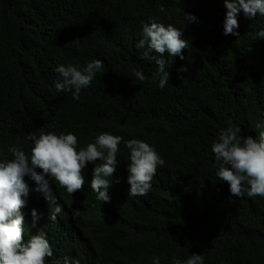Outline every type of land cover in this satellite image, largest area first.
Returning <instances> with one entry per match:
<instances>
[{
    "label": "trees",
    "instance_id": "trees-1",
    "mask_svg": "<svg viewBox=\"0 0 264 264\" xmlns=\"http://www.w3.org/2000/svg\"><path fill=\"white\" fill-rule=\"evenodd\" d=\"M193 1L196 12L182 0H0V158L11 159L12 146H23L30 155L29 133L70 132L74 105V124L94 125L110 110L145 113L185 135L186 151L172 147L170 152L189 169L192 184L179 198L159 192L148 201L114 203L133 242L142 237L144 246L157 248L165 240L163 260L187 248L189 255H202L204 264H264V197L232 196L208 149L229 125L258 138L255 125L264 121V38L257 33L264 30V16L249 19L241 12L239 36H225L226 12L217 0ZM185 14L197 22L187 23ZM150 21L179 25L190 45L183 60L164 54L170 80L163 89L152 79L157 65L142 59L144 49L136 47ZM96 59L107 74L82 89L78 100L56 90L57 67ZM134 70L142 71L145 81ZM118 90L127 95L129 107L106 109L107 93ZM164 170L157 183L165 181ZM78 199L94 201L90 195ZM38 217L34 223L28 215V225L34 233L46 232L49 217ZM76 222L85 221L78 216ZM90 234L100 243L130 239L103 222Z\"/></svg>",
    "mask_w": 264,
    "mask_h": 264
},
{
    "label": "clouds",
    "instance_id": "clouds-1",
    "mask_svg": "<svg viewBox=\"0 0 264 264\" xmlns=\"http://www.w3.org/2000/svg\"><path fill=\"white\" fill-rule=\"evenodd\" d=\"M182 1L186 9L196 12L193 0ZM217 2L226 12L222 33L225 36H239L236 29L241 12L249 19L257 14L264 16V0ZM185 19L187 23L197 22L191 14H185ZM179 27L150 21L144 24L143 38L136 44L144 49L142 59L157 65L152 79L158 80L160 89L170 80V65L164 54L183 60V50L190 47ZM257 35L264 38V30ZM56 71L60 76L56 90L71 92L75 100L82 89L107 74L106 66L97 59L85 64L69 62ZM134 75L141 82L146 79L140 70H134ZM107 94L105 107H129L122 91ZM77 111L78 106L74 105L69 117L70 132H41L38 137L29 133L27 139L34 145L30 155L23 146H12L8 149L11 159L0 158V264H204L202 255H189L187 248H180L163 260L159 252L165 240H159L157 248L144 246L142 237L133 242L132 231L114 204L148 201L159 192L179 198L191 190L189 169L178 162L181 159L175 152H170L172 147L186 151L185 135L160 125L145 113L122 115L110 110L94 125L74 124ZM255 127L258 138L243 136L241 128L229 125L220 130L218 141L208 148L210 157L212 152L215 156L217 177L228 183L231 195L237 198L264 197V121ZM162 168L166 179L157 183ZM79 195H90L94 201L84 203ZM28 215L34 223L38 216L46 215L50 228L34 233L27 223ZM78 216L85 222L77 223ZM101 222L110 225L116 235H128L130 239L125 243L97 242L90 233ZM65 224H69L67 231L63 229Z\"/></svg>",
    "mask_w": 264,
    "mask_h": 264
},
{
    "label": "bare ground",
    "instance_id": "bare-ground-1",
    "mask_svg": "<svg viewBox=\"0 0 264 264\" xmlns=\"http://www.w3.org/2000/svg\"><path fill=\"white\" fill-rule=\"evenodd\" d=\"M91 177H89V181L91 182ZM95 205H98V200L97 199H95ZM106 205V204H105ZM68 228H69V224H65V225H63V229H64V231H67L68 230Z\"/></svg>",
    "mask_w": 264,
    "mask_h": 264
}]
</instances>
